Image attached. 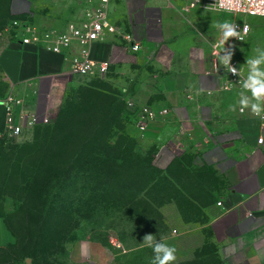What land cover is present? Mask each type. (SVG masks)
Returning a JSON list of instances; mask_svg holds the SVG:
<instances>
[{"label": "crops", "instance_id": "obj_1", "mask_svg": "<svg viewBox=\"0 0 264 264\" xmlns=\"http://www.w3.org/2000/svg\"><path fill=\"white\" fill-rule=\"evenodd\" d=\"M194 1L111 0L105 37L92 44L90 57L108 65L106 78L113 88V82L121 84L119 91L127 104L134 101L171 110L170 117L154 121L143 134L132 127L142 153L152 152L155 165L162 170L182 162L213 173L210 186L216 200L202 206L195 203L202 209L200 219L186 223L174 205L164 208L165 214L172 212L170 227L155 238L176 249L174 264H209L210 247H214L217 264H264V141L259 142L264 129L250 111L241 113L238 106L230 110L239 95L223 91L225 74L213 70V46L220 38L215 24L227 21V14L212 7V0H200L191 7ZM98 3L9 0L8 10L12 21L61 33L69 23H82ZM126 35L134 37L139 50L128 45ZM231 49L237 51L235 45ZM0 73L12 88L20 86L25 97L37 82L70 74L62 53L24 44L13 36L0 52ZM30 104L37 107L32 100ZM126 110L130 112L128 105ZM5 122L1 104L0 130ZM179 145L183 148L177 150ZM220 200L222 206H218ZM146 234L150 233L145 229L137 236L126 234V264L146 263L154 256L143 244ZM16 243L0 210V249ZM81 243L84 254L80 259L73 254L74 262L89 264L91 257L99 264L108 263V247L93 241ZM185 243L190 245L187 253Z\"/></svg>", "mask_w": 264, "mask_h": 264}, {"label": "trees", "instance_id": "obj_2", "mask_svg": "<svg viewBox=\"0 0 264 264\" xmlns=\"http://www.w3.org/2000/svg\"><path fill=\"white\" fill-rule=\"evenodd\" d=\"M8 5L9 0H0L3 25L12 22ZM93 79L101 82L100 90L107 87L124 101L126 96L116 95L107 80ZM98 114L75 126L68 137L40 125L31 142L7 147V140L0 139V210L17 238L7 248H15L33 264H66L62 260L69 258L67 245L78 240L81 221L77 217L102 204L105 213L126 214V234L137 236L145 229L157 236L170 227L165 207L174 205L189 223L202 215L196 202L202 206L216 200L211 170L182 162L162 170L152 152L142 153L138 137L128 132L130 126L138 131L132 113L124 109L116 115ZM106 179L100 189V181ZM100 199L104 203L99 204ZM7 201L12 203L10 210L5 207ZM101 239L104 242L105 237ZM153 257L135 263L151 264Z\"/></svg>", "mask_w": 264, "mask_h": 264}, {"label": "rangeland", "instance_id": "obj_3", "mask_svg": "<svg viewBox=\"0 0 264 264\" xmlns=\"http://www.w3.org/2000/svg\"><path fill=\"white\" fill-rule=\"evenodd\" d=\"M233 20L234 19L232 18V15H227L228 22ZM248 21L253 27V32L251 34L252 39L249 38L242 46L240 43H236V47L241 46L243 49L242 51H234L232 56L238 62H240L245 72L247 71V65L245 64L246 59L253 58L256 55V48L264 49V18L248 19ZM2 23V20H0V26ZM10 25L11 21H8L6 24H2V27H0V52L6 43L12 39L14 34V32L10 29ZM250 39L251 43L249 44ZM102 80H107V78H103ZM107 82L110 83L111 81L107 80ZM100 83L101 82L98 79L84 78L69 74L65 78L59 80H42L37 82L34 85V88L32 87V92L28 93L25 97L24 92L22 91L23 89H21L20 86L12 88L3 81L0 73V105L4 104L11 95L24 97L28 103H30L32 100L37 105L39 111L43 112L48 110L49 123L44 126H47V129L51 130L53 134L68 137L70 136L71 131L75 129V126L83 125L89 118L92 117V114H100L103 111H110L111 114L116 115L124 109L126 113V102H124L126 101V97L123 101L122 98L120 99L116 96H113L111 94L112 90L109 91V89H106L107 87H103L105 90H100L102 87ZM113 83L116 85L114 87V91H116L115 94L120 96L121 91H119V87L121 84L119 86V83ZM29 87L31 86L29 85ZM107 94H109L112 99L108 98ZM49 95L50 97H48ZM130 132L137 136L136 131L131 126ZM35 135L36 127L26 130L19 137L12 138L8 134H5L2 139H6V146L11 147L15 144L20 145L26 142H31ZM107 181L108 179L101 180L98 185L99 188L102 189L101 187L106 185ZM102 203H104V201L100 199L99 204ZM102 205L97 206V208L91 213H87L85 211L82 216L77 217V219L81 221L80 229L77 233L78 240L67 245V253L69 254V258L63 259L62 262L66 264H80L74 262L73 254H76L78 259L82 258L84 253L82 248L83 244L81 241H93L102 244L106 248L109 246L107 249H110V256L107 264H126V254L123 255V253L126 252V232L128 229L126 228V214H117L116 212L105 213L102 210ZM11 206L12 203L10 201L5 202V207L7 210H10ZM83 207H85V205H83ZM166 215L167 218H169L172 216V212L168 210ZM85 217H88L89 220L84 221ZM111 227H115V230L110 229ZM103 237H105V240H107L106 242L105 240L103 242L101 239ZM113 239L121 243L123 246L122 250H119L112 245ZM104 243L108 244V246H106ZM183 247L187 253L190 245L185 243ZM208 251L210 252L209 264H217V259L214 255V249L209 248ZM88 259L95 261L91 257ZM95 262L98 263L97 261ZM33 263V260L30 258L20 257L15 248L0 249V264Z\"/></svg>", "mask_w": 264, "mask_h": 264}, {"label": "built area", "instance_id": "obj_4", "mask_svg": "<svg viewBox=\"0 0 264 264\" xmlns=\"http://www.w3.org/2000/svg\"><path fill=\"white\" fill-rule=\"evenodd\" d=\"M111 0H99L97 9L94 12L86 14V19L80 23H69L64 32L56 31H38L32 25L24 24L22 21H12L10 25L11 31L14 32L13 38L21 40L24 44H35L42 48L52 50L64 55V60L68 65L70 74L84 77V78H105L109 72L108 65L97 63L90 57L91 46L93 43L102 40L105 37V30L107 27V9ZM223 7L216 8L219 11L232 15L234 19L231 23L237 24L238 30L241 32L242 41L239 39H230L225 47L232 48L236 43L244 45L251 37L253 27L248 19H263L264 18V4L260 0H222ZM200 0H195L190 4L191 7H196ZM215 3V0H212ZM255 13V14H253ZM249 30L244 32V28ZM126 42L133 50H139L140 45L135 42L132 35L124 37ZM217 42L213 46L212 61L215 62L216 67L213 70L217 73L225 74V81L222 86L223 91L235 92L238 95L243 89L239 83L246 75L242 72L239 62L232 57L231 64L240 69V76L228 72L227 69L220 64L219 56L223 52L217 46ZM236 47L237 50L242 51V47ZM50 97V95L48 96ZM6 112L5 128L0 130V139L8 134L12 138L19 137L26 130L35 128L40 125L49 123V114L47 111H39L38 107L32 106L26 101L24 97L11 95L3 104ZM128 108L130 113L134 116L135 126L139 132L145 133L151 123L158 119H164L171 116V110L168 108H154L149 104H139L134 101H128ZM264 129V119L257 117ZM180 131H185L183 122H179ZM192 139L191 135H188ZM264 139H260L262 144ZM183 148L179 145L177 150ZM221 200L218 206H222ZM177 232L174 231V234ZM112 245L122 250L123 246L117 240H112ZM89 264H98L93 260Z\"/></svg>", "mask_w": 264, "mask_h": 264}, {"label": "clouds", "instance_id": "obj_5", "mask_svg": "<svg viewBox=\"0 0 264 264\" xmlns=\"http://www.w3.org/2000/svg\"><path fill=\"white\" fill-rule=\"evenodd\" d=\"M264 4V0H260ZM214 8H222V0H215L212 5ZM255 14V13H253ZM217 31L220 33L217 47L223 52L219 56L220 64L223 65L228 72L240 76V69L232 66L231 60L233 51L231 48H226V43L232 39H239L242 41L238 25L228 21H218L215 24ZM249 29L244 28V32ZM256 55L253 58L246 59L247 75L239 80L243 91L239 94V99L236 104L230 106V110L236 111L237 106L241 113L246 110L250 111L254 116L264 119V49L256 48ZM143 244L151 248L154 253L151 264H174L176 261V249L160 240H157L154 235L146 234L143 237Z\"/></svg>", "mask_w": 264, "mask_h": 264}]
</instances>
